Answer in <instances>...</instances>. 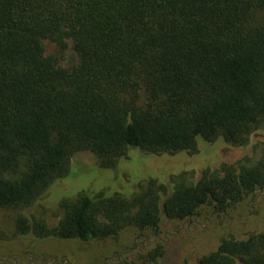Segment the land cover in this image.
Segmentation results:
<instances>
[{
    "label": "trees",
    "instance_id": "1",
    "mask_svg": "<svg viewBox=\"0 0 264 264\" xmlns=\"http://www.w3.org/2000/svg\"><path fill=\"white\" fill-rule=\"evenodd\" d=\"M44 41L58 52L69 41L75 63L46 55ZM262 128L264 0H0V209L31 206L79 152L111 169L131 149L242 146ZM263 186L264 154L203 169L196 180L149 178L128 196L81 190L61 200L54 227L18 215L14 231L80 242L127 227L156 231L163 219L204 208L224 214ZM163 253L158 246L146 256ZM195 264H264V229L223 238Z\"/></svg>",
    "mask_w": 264,
    "mask_h": 264
},
{
    "label": "rangeland",
    "instance_id": "2",
    "mask_svg": "<svg viewBox=\"0 0 264 264\" xmlns=\"http://www.w3.org/2000/svg\"><path fill=\"white\" fill-rule=\"evenodd\" d=\"M43 44L45 54L56 55L63 66L75 63L69 41L62 52H58L52 42L44 41ZM132 150L135 149L129 150L111 169L100 168L89 152L76 153L68 175L52 183L31 206L21 210L0 209V230L4 234L0 240V264H115V260L195 264L201 256L216 249L223 238L243 239L249 233L264 229L263 186L224 214L204 208L190 219H163L156 231L127 227L114 238L89 242L57 238L39 240L15 234L14 220L18 215L41 219L47 227H54L63 213L59 206L61 200L74 199L81 190L128 196L149 178L166 182L169 176L186 172L196 180L203 169L217 170L222 163L231 164L244 158L257 160L264 154V128L252 133L247 144L242 146L219 139L200 143L193 153L145 156ZM158 246L164 249L163 255L155 261L148 260L147 253Z\"/></svg>",
    "mask_w": 264,
    "mask_h": 264
}]
</instances>
